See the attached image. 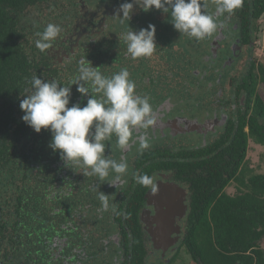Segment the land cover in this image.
Wrapping results in <instances>:
<instances>
[{
  "label": "flooded vegetation",
  "instance_id": "1",
  "mask_svg": "<svg viewBox=\"0 0 264 264\" xmlns=\"http://www.w3.org/2000/svg\"><path fill=\"white\" fill-rule=\"evenodd\" d=\"M60 1L28 4L19 16L28 55L40 51L35 25L44 22L43 11L61 27L42 52L43 79L72 87L69 107H83L102 93L86 83L85 96L73 85L81 59L108 77L127 68L136 92L150 97L157 124L142 153L135 141L126 153L114 135L105 141V155L124 156L129 165L124 182L110 186L115 173L105 181L83 174L90 169L66 164L49 147V130L37 133L22 120L20 100L30 94L33 76L12 69L0 80V135L5 127L13 140L19 124V145L26 146L0 167V264H264L262 7L244 0L198 41L174 28L171 10L136 5L121 22L116 10L132 0ZM204 2L214 13L217 0ZM118 22L126 28L112 34ZM149 24L157 48L133 60L123 36ZM136 172L154 176L156 191L137 184ZM99 191L109 195L108 210Z\"/></svg>",
  "mask_w": 264,
  "mask_h": 264
},
{
  "label": "clouds",
  "instance_id": "2",
  "mask_svg": "<svg viewBox=\"0 0 264 264\" xmlns=\"http://www.w3.org/2000/svg\"><path fill=\"white\" fill-rule=\"evenodd\" d=\"M243 2L217 0L216 10L210 14L204 0H132L121 4L115 17L121 22L130 20L136 5L145 12L153 8L164 13L171 10L174 28L182 35L199 41L222 26L218 23V16L233 14ZM60 32L59 25L47 24L42 33H37L40 38L35 42L36 47L41 52L45 51ZM123 39L133 60L151 57L157 48L156 27L153 24L138 31L129 30ZM98 69L88 59L79 61V74L73 83L77 85V91L87 96L90 93L89 87L85 86L87 83L92 93H102L101 99L91 95L83 107L80 104L69 107L72 87L33 76L30 94L20 100V108L24 112L22 120L37 133L49 130L52 133L49 147L58 152L66 164L75 162L90 169L83 174L96 175L100 181H105L110 172L115 173L108 182L118 188L124 182L129 165L124 156L116 160L111 155H105V141H111L114 135L116 144L125 153L135 141L142 153L151 146L148 130L157 124V116L150 97L136 92L135 81L130 79L127 68L111 77L103 75ZM134 179L141 186L151 187L153 192L157 189L154 176L136 172ZM108 197L99 191L98 198L104 210L109 209ZM112 210L115 211V208Z\"/></svg>",
  "mask_w": 264,
  "mask_h": 264
},
{
  "label": "trees",
  "instance_id": "3",
  "mask_svg": "<svg viewBox=\"0 0 264 264\" xmlns=\"http://www.w3.org/2000/svg\"><path fill=\"white\" fill-rule=\"evenodd\" d=\"M57 1L58 0H0V80L2 82L10 76V71L12 69L14 71L20 69L21 73L25 71L30 75V78L32 76L44 78V70L42 69L46 64L44 58L45 54L41 51H38V53L36 52V55L34 52H32V55L27 54L25 47L20 43L22 37L25 35V29L20 26L19 16L23 11H26L25 8L28 4L30 8L35 5L54 4ZM61 2L63 3V0L60 1V4H62ZM254 3V6L257 8H259L258 6L262 7V9L258 10L259 15L264 10V0H254ZM26 30H28V28H26ZM16 77H22V75L16 74ZM27 94L28 93L24 91L23 96ZM3 111L4 110H2L1 113H4ZM9 114H12V109L9 110ZM6 117H9V115ZM13 118L18 121V114L17 117ZM17 129L20 133L22 127L18 124ZM11 133L10 129L4 127L3 134L0 135V167L6 168L8 165L14 163L17 157L23 153L20 149L26 146L25 144L19 145V133H16V135L14 134L15 138L9 141ZM259 140L264 141V139ZM243 156L244 155L241 157L243 158Z\"/></svg>",
  "mask_w": 264,
  "mask_h": 264
},
{
  "label": "rangeland",
  "instance_id": "4",
  "mask_svg": "<svg viewBox=\"0 0 264 264\" xmlns=\"http://www.w3.org/2000/svg\"><path fill=\"white\" fill-rule=\"evenodd\" d=\"M68 1L69 0H63V4L66 5ZM42 14H43V20H44V22L42 24H36L35 25L36 26L35 27V30H36L37 33H42L44 31L45 27L47 26V24L50 23V22H47L48 20H50V17H49L50 14H46L45 11H43ZM58 17L59 16L55 17V19H58ZM32 18H33V15H30L29 16V22L24 19V22L26 23L27 26H28V24H29V26L32 24ZM22 24H23V21H22ZM125 28H126V26L124 24L121 25V22H118V25L115 24V30L112 32V34L119 35V34H121L125 30Z\"/></svg>",
  "mask_w": 264,
  "mask_h": 264
}]
</instances>
